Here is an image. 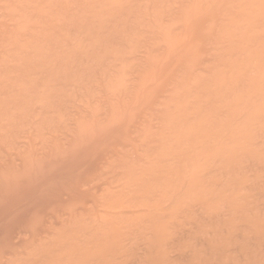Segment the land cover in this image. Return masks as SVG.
I'll return each mask as SVG.
<instances>
[{"label":"bare ground","instance_id":"bare-ground-1","mask_svg":"<svg viewBox=\"0 0 264 264\" xmlns=\"http://www.w3.org/2000/svg\"><path fill=\"white\" fill-rule=\"evenodd\" d=\"M38 1L41 2L42 0H0V264H264V173L262 172L263 174L261 175L257 172L259 175L256 173L257 176H254L255 173L253 172L264 170V153L262 156L263 158H261L263 161L260 160V162L257 163L254 157L256 155H250V153H252L251 151L255 149L253 147V150L250 149V156L247 154V156H245L246 159L243 158L245 163L239 167L235 165L236 158L231 157V155H236L237 150L235 149V154L230 151V149H228L230 143L227 142V137L221 136V132H228L225 129L222 130V128H226L230 119H227L226 116L222 118L223 114H220V111L221 113L227 111L224 109L225 107L227 108V106H224V112H222V108H220L219 114L221 117L219 119L213 118L214 122L221 118L223 123L224 120L228 122H225L227 123L225 126L221 123H217L218 121L216 122L217 127L215 129L220 130V136L217 134V138L216 136L214 137L216 139H212V135L209 132L211 129L208 130L210 127L207 125L209 123L206 124V122L209 118H207V120L205 118L206 122L204 121L208 127L204 125L203 121L202 124L201 120L197 119H195L196 122L194 121V124L192 121V127L186 125L187 123L184 124L185 122H182L183 124L180 126V124L172 122L175 117L173 113H171V115L174 117L173 120H170V123L168 118L172 117L169 114V107L167 108L169 117H167L166 105H168V103L166 104V102L170 100L167 99L169 97L167 96V92L177 87V83L181 79V74L184 75L182 78L186 81L184 84L188 83L186 85L190 86L189 82L192 77L197 75V72L202 73L206 70L208 71L203 62H207L211 59V56H206L214 50L211 48L213 45L211 39H205L203 42L202 39H200V41H197V44L200 42V44H198L199 47L197 49L195 48L198 52L192 56V58L202 60L203 57L201 56L205 54L203 62L196 63L197 61L195 60V68L191 66L190 68L188 67V69L186 68L188 63L186 66L184 64L188 62L187 60L189 59L187 58L189 56L187 58L185 57L187 59L185 63L177 62L180 59V61H183L184 52H186L185 48L187 46L189 49L191 39L193 40V37L198 34L199 38L201 37L200 35H204L200 34L202 28H204L201 25L202 22L200 19L203 21L204 18H201L200 15V19L198 18L199 16L196 18L193 14L195 11L189 13L190 16L187 18L188 20L182 21L185 13H187L185 12L183 14L182 10L188 5L189 7L192 6L190 5L192 0H175L173 4H170L172 6L168 4L170 1L167 3H165L166 0L161 1V3L159 2L160 4L164 2V5H168L167 7L164 6L166 10L164 9L165 11L162 12L163 14L160 13L161 18H159L160 15L156 12L157 10H153V12L158 14V17L154 14L158 19L152 15V8V13L149 12V4L144 7L146 8V12L143 8L144 12L142 10V14L137 15L136 10H139L138 12L140 13V9L137 7L139 6L138 2L143 0H139L137 3L133 2L132 8L136 9L137 7V9L134 10V14L130 12V10H125V14L123 12L124 7L122 5L120 6V0H114V3L115 1H119V6L117 3L116 6L121 7V9L123 8L122 12H120V8L114 10L115 6L112 11H115L116 15L119 13L118 16L126 15V19H129L132 15H137L136 17L138 18L143 15L145 18L144 21L147 24L144 26L141 24V28L137 29V25L140 24L138 23V18L132 17L133 19H130V23L137 20V25L135 26L132 23L131 25H134L135 29L131 26L133 31L129 27V32L130 30L132 31L130 37L131 35L133 36V32H137L136 30L140 33L137 32V35H134V37H137L138 34L139 36L141 34L145 36L143 35L142 39H138L140 41L138 43L136 42V44L134 40L140 37H135L136 39L133 38L134 40L131 38V40H128L127 36L123 34H121L122 37L124 36L123 38L120 36V33L125 34L127 30H121L120 33H117L115 30L116 34H119L116 38H120H117V41L115 39V43L113 41L114 44L110 45L108 40H110L111 43L113 40H111V38H115V34L110 30L111 26H113L112 22L116 18L118 19V16L116 18H114L116 15L113 16L114 20L112 18L113 21H110L111 25L109 24L110 29L108 30L111 31L114 37H111L109 35L110 32H108L105 37L106 39H103L107 40L109 36L111 38L105 42L103 41L102 44L97 43L100 45L97 46L101 48V52L103 48L110 45L108 46L109 48L107 47L108 49L102 52H105L104 55L102 54L103 56H101V53L98 52L96 47H92V49L90 46H87L89 47L88 51L92 52L93 55L89 54L86 57L90 56L89 58H91V55L96 56L94 55L95 51H92L94 49H96V53H100L99 55L101 56L98 58V55L97 59H94L96 57L93 58L94 60L92 59L94 64L93 69H90L89 66V69H83L84 67L81 68L83 63L82 58L85 57V55L83 57L82 54H86V50L85 53H82V50H80L82 53H80L81 56L76 52L77 50L75 48L74 51L76 50V53L73 52L72 54L78 53V55L71 56L73 57L71 60L68 59L69 55L68 58L66 57L72 50L68 49L70 51L66 54L65 51L67 49H64V47L65 45L68 47L69 43L66 42L65 37H62L63 40H65V45H60L61 43L58 44L57 41L53 43L54 40L51 39L53 38L52 35L57 36L59 33V37H57L56 40H58V38L61 40L62 38L60 36H66V38H68L66 31L71 27L68 23L72 22L74 16L77 18V15L74 14L75 12L72 14V12L68 11L69 14L66 15V9H63V13L65 14L64 19H67V22L63 23L64 19L61 17L60 19L63 20V24L61 20L60 23L62 25H69L70 27L66 26L69 27L68 29L66 28V30L63 26V28L58 27L56 31L57 24L60 25V23L56 21L57 23L55 24L54 19L51 18L54 17V13L52 12L54 9L52 7L50 13L47 12V14L53 13V15H51V17L46 15L50 20H47L48 18L44 16L46 14L44 11L45 14L43 17L46 19L44 20L42 17L44 22L40 20L41 16H38V13H33L36 11V8L40 6L37 5L40 4ZM44 1L47 2L48 0ZM72 1L73 4H76V1ZM77 1L80 2L81 0ZM84 1L87 2V0ZM84 1H81V4ZM88 1L90 2V0ZM127 1L131 2L136 0ZM127 1L122 0V4L125 5L126 3L127 6ZM194 1L195 0H193V3H195ZM53 2H50V5ZM96 2L97 0L94 1L92 5H96L94 4ZM144 2H142V4ZM48 3L49 2H47V5ZM106 3L104 1V6ZM114 3L112 5H115ZM155 3L156 2L151 5L154 9L162 7V5L159 6V4L153 6ZM211 3L209 5H211ZM53 4L55 7L58 5V2H56L57 5H55V2ZM53 4L51 6H53ZM78 4L79 5L76 4L77 8L81 9V4ZM134 4L136 7H134ZM142 4L141 6H144ZM206 4L207 3H205V5ZM260 4L263 6L260 2L258 7H260ZM62 5H65V3H61V8ZM86 5L88 4H85V6ZM110 5L109 7L112 6ZM203 5L204 4H202V6ZM44 6L42 4V8ZM58 6L56 10L61 9L60 3ZM106 6L108 5L106 4ZM47 7L45 6V9L49 8ZM64 7L66 8V6H63V8ZM71 7L70 10L75 9ZM73 7H75V5ZM88 7H90V5ZM91 7L90 8L93 9V6ZM252 7L248 10H253ZM77 8L75 11L78 10ZM84 8L83 10L81 9V14L83 11H86V9L88 11L85 13L91 10L90 8ZM127 8L129 9V6L125 7V9ZM207 8L208 7H206V9ZM102 9H104V7L101 8V11ZM188 9L190 8H187V10ZM195 9L193 8V10ZM38 10L37 8V11ZM94 11H96V9L91 10V12H89L91 15L88 14V16L90 15L89 17H91L93 15V17H95L97 12L95 13ZM128 11L131 16L129 15L127 18ZM256 11H258V13L260 12L259 9ZM60 12L62 13V9ZM60 12L57 13L63 15L60 14ZM107 12L108 10L106 13ZM180 12H182L181 15H183V18L180 19L181 24H176V27H174L175 29H172L175 33H171L172 30L170 28L171 32H165L166 36L164 37V31H160V27L157 31H154L155 28L154 30L153 28L150 29L149 23L152 27L156 19H160L162 22L165 19V21L168 22L169 19L176 18ZM209 12L207 14H209ZM100 13L99 15H103V13ZM106 13L105 15L107 16ZM212 13L210 15L212 16L211 18L216 16V14L214 15L215 12L213 15ZM263 13H261V15H264ZM42 14L43 12L41 15ZM71 14L74 15L71 17L72 20H68L71 19L69 17V15L72 16ZM253 14H256V12ZM32 15L34 20L32 19ZM181 15L177 18L179 19L182 17ZM217 15L219 14L217 13ZM83 16H85V18L80 16V21L77 20L79 18L76 19V21H78L76 22L77 24L80 22L78 24L80 28L82 25L81 21L84 23V21H86L85 19L88 17H86V14ZM256 16L252 15L253 18H256ZM27 17L32 21H27ZM109 17H112V14ZM203 17H205V15ZM107 18L108 17H106V19ZM122 18L124 19V17ZM51 19L54 22L53 25L56 26L55 29L52 27L53 25H47V23H50L49 21H51ZM57 19L59 21V18ZM87 19L88 20L85 22L86 24L83 25H86V28L88 25V28L91 30L94 27V23L92 28L90 25L92 26V22L96 21V19ZM102 19H105V17ZM153 19H155V21H153ZM209 19L207 18V21H209ZM107 20L109 21L111 19ZM121 20L122 19H120V21ZM160 20L158 22H160ZM211 20L214 21V18ZM217 20H215V22H217ZM41 21L44 24L46 21L47 26H44ZM88 21H91V24H89L90 22ZM108 21L106 22L109 23ZM186 21H189L190 26L192 25L190 27L191 29H186L189 27L186 26L189 25ZM23 22L26 24L24 28ZM73 22H75V20H73ZM210 22L212 23V21ZM232 22H234V20ZM236 22L237 21H235V23ZM246 22L249 24V20H246ZM102 23L104 22L102 21ZM121 23L119 22V25ZM128 23H126L125 27H127ZM130 23L128 26H130ZM247 23L240 24L247 25ZM40 24L42 25L40 26ZM162 24L163 23L160 24L161 27H163ZM203 24L208 25L206 24V20ZM240 24L238 27L241 30L242 26L240 27ZM106 25L108 26V24ZM226 25H228L227 22ZM75 27L76 28L71 27V29H73L71 31L69 29L71 34H76L78 28L77 26ZM97 27L103 28L98 25ZM123 27L120 29H124ZM238 27L235 28L236 31L239 30ZM247 27L248 26L244 27V29L246 28L245 30H247ZM59 28H62L61 30L64 29L65 31L63 32L66 33L61 35L62 32H60L61 30L59 31ZM86 28L84 27L85 30ZM84 29L82 27V30ZM103 29H107V27L105 28L104 26ZM244 29L242 27L241 31ZM49 30H52L49 32L50 35L52 34L50 37L52 40H50L51 42L47 38ZM54 30L57 34L53 33ZM85 30L82 32L78 31L81 34L85 33ZM33 31L36 32L35 35H38L39 32L42 33V37H39L40 34L35 36ZM41 31H47L48 34L45 35V38L48 40L43 38L46 32L43 33ZM241 31L239 32L243 33ZM89 32L91 33V31ZM203 32L202 30V33ZM86 33L87 35L89 34L88 31ZM101 33L105 34L104 31ZM99 34L98 36H100ZM176 34L178 38L174 37ZM210 34H206L207 37L205 36V38H208ZM240 35L244 36L242 34ZM90 36L88 39H90ZM98 36H96V38L94 37L96 41L99 38ZM183 36H186V38ZM212 36L213 34L211 37ZM37 37L38 40L42 38L50 43L44 40L42 42V39L40 40L41 42L37 43ZM125 37L127 39H124ZM182 37L187 39L188 42H181L180 38ZM227 37L230 39L229 36ZM233 37L232 35V38ZM78 38L82 37L79 36ZM175 38L179 40L175 41ZM245 38L242 40H246ZM103 39L101 38L100 40ZM223 39H225V37ZM209 41L212 44L211 47L208 46L210 45ZM218 42L220 41L218 40ZM79 43L80 42H78V45ZM103 43H106V46L104 45L105 47H101ZM70 44L72 45V43ZM194 44H196V42ZM219 45L220 44H218V47ZM74 46L71 48H74ZM190 47L193 46L191 45ZM215 47L216 49L214 51L217 50V46ZM228 47L231 46L229 45ZM88 51L87 54L89 53ZM227 51L231 52L232 50L229 51L227 49ZM236 51L238 53V50ZM220 54L222 55V53ZM197 55L199 57H197ZM228 55L230 56L229 53L227 57H229ZM237 55L239 54H236V56ZM220 56L219 58L221 60L222 58H226V55L222 58ZM234 57L232 56V58ZM161 58L166 59L165 65H159L157 60L161 62ZM86 60L84 61L86 62ZM192 60L193 59L189 61ZM212 60L214 61V59ZM88 63H90V59ZM177 63H179V65ZM209 63H211V61ZM215 63L214 61L213 65H215ZM213 65L210 67H213ZM216 67L214 66L213 68L216 70L218 69V67ZM232 67L233 66H230L229 68L231 69ZM244 67L245 66H243V68ZM207 71L203 73L206 77L210 76L208 73L211 74ZM214 72L216 73L217 70ZM229 72L228 74H230ZM237 74L239 75V73ZM199 76L200 74L198 77ZM225 76L223 75V77ZM231 77L233 79L235 78L233 75ZM202 81L204 82L205 80L203 79ZM206 81L204 83H206ZM181 82L183 83V80H181ZM181 82H179V84H181ZM194 84L195 83H193V85ZM201 86H203V84ZM216 86L217 85L212 87L215 88ZM218 87L223 88L222 84ZM193 88L195 90L192 89V91L196 92L197 87ZM190 89L191 88H189V92L191 94L192 91ZM225 89L220 90L224 91ZM176 91H178V89ZM187 91L188 90H186V93ZM197 91L199 93L200 90L197 88ZM216 91L219 90L217 89ZM221 91H219L220 94H222ZM189 92L187 94H189ZM195 92H193L192 95L195 94ZM224 93H227V89ZM187 94H185V96L182 94L184 99ZM207 94H205V96H207ZM229 95L230 94H227V96ZM215 96L216 95H214V97ZM174 97L173 95V100ZM232 97H234V95ZM209 98L211 97L209 96ZM202 100L204 102V99ZM194 101L196 100L194 99ZM258 101H260V99ZM185 103L190 104V102ZM192 103L193 99L190 104L191 106L194 105V103L193 105ZM195 104L197 105V101ZM253 104L255 107V102ZM175 105L177 104L174 103L173 107L177 109L178 106L175 107ZM186 106L190 107V109L194 108V106ZM208 106L206 107V111L209 112ZM231 107H235V105L232 106L231 104ZM174 108L172 109L174 110ZM213 108L214 107H212V110ZM190 109L187 110L186 108V110H182L185 112L190 111ZM260 109L262 110L261 107ZM233 110L234 108L231 112H233ZM183 111L180 115H183ZM193 111H196V109L191 110V113ZM204 112L205 110L202 112V118ZM231 112L229 110L228 115L235 114V117L237 116L236 113ZM216 113H218V110ZM216 113H213L215 114L214 116H209L210 120L211 117L219 115H216ZM177 114L178 112L176 116H178ZM189 114L190 113H188L186 117L189 116ZM193 114H195L193 116L198 117L196 114L199 115V112H194ZM183 117L181 118L183 119ZM237 117L241 118V116ZM261 117H263L262 120L264 121V116ZM177 120H174V122ZM221 120L219 122H221ZM256 120H254V122ZM190 122H188V124H190ZM214 122L213 124L210 122L212 129L213 125H215ZM230 123H232L230 124L232 125L231 127H234L231 120ZM258 124H260L261 127V123ZM253 126L252 124V127ZM249 128L251 130V125ZM227 129L229 130V128ZM225 132L223 135H227ZM256 132H258V130ZM262 132V134H256V137L258 136V138H261L263 136L262 139H264V131ZM236 133L238 134V131ZM229 134L232 135V133ZM231 135L230 140L233 138H231ZM236 136H234V140ZM240 138L242 140L243 137H239V140ZM249 138L251 139V137ZM236 141L238 142V140H235V142ZM226 143L229 145H226ZM261 143L262 142H260V144ZM219 145H221V149L223 146V149L229 146L226 149L230 151V157H228L230 153L228 152L227 154V150L225 149L224 152L221 153L222 150L218 149ZM217 146L218 148L214 149V147ZM235 146H239V144ZM235 146H232L233 150ZM214 150H218V152L220 150V154H217V152L214 154ZM240 150L241 154L246 155L247 149L246 152L244 150V153H242V149ZM223 153L225 154L222 155ZM237 159L239 158L237 157ZM217 162H220V164L224 162L225 166L226 164H230V169L227 170L226 167L225 169L218 167L220 165L219 163L217 164ZM248 173H253L254 175H247ZM227 177H229V180H227Z\"/></svg>","mask_w":264,"mask_h":264},{"label":"rangeland","instance_id":"rangeland-1","mask_svg":"<svg viewBox=\"0 0 264 264\" xmlns=\"http://www.w3.org/2000/svg\"><path fill=\"white\" fill-rule=\"evenodd\" d=\"M40 1H41V0H40ZM46 1H47V0H46ZM53 1L55 2V5H57L56 2H58V5H59V3H60V8H61V3H62V4L65 3V5H62V8H61V9H62V13L60 12L61 9H58V10H60V11L56 10V7L58 8L59 6L57 5V6L54 7V4H53L54 2H53ZM61 1H62V2H61ZM67 1L71 3L72 0H71V1H69V0H64V1H63V0H52V1H51V0H48V1H47V2H49L48 5H47V2H45L44 0H42L41 2L38 1L40 4H37V5H40V6H41V9H40V6H38L37 8H38L39 10L37 11V8H36V11L33 12V13H34V14H37V13H38L37 15H38V16H39V15L41 16V17H40V18H41L40 20H43L42 17H43V15H44L45 13H46V14L44 15L45 17H46V15H49L48 17H51V15H53V13H54V17H51V18L54 19L55 24H56L57 22L60 23V20H61V23H62V21H63L62 19L65 18V14L63 13V12H64L63 9H64V10L66 9V10H65V11H66V15L69 14L68 11H69V12H72V14L75 12L74 14L77 15V18H79V19H77L76 16H74V15L71 14L72 16L69 15V17L71 18V17L74 16V17H73V18H74L73 20H75V22H73V20H72V18H71V19H68V20H72V22L69 21V22H71V23H68V24H70L71 27H74V28H76L75 26H77V28H78L79 31L82 30V27H83V29H84V27L86 28V25L84 26L83 24H86L85 22L88 20L87 18H90L91 20H92V18H93V19L95 18L96 21L92 22V26L90 25V27L92 28V27H93V23H94V27H96V28H94V27H93V28L96 29V30H94L93 28L90 30V29L88 28V27H89L88 25H87L86 30L84 29L86 32L88 31V33H89L88 35H87L86 32H85L86 35H85V33H81V34H80V32H79L77 29H76V30L78 31V34H77V31H76V34H75V33H72V34H71V32H69V29H70V31L73 30V29H71V27H70L69 25H65V24H64L65 26L62 25L63 23H66V22H67V19H64L65 22L63 21L62 24H61V23H60V25L57 24V28H56V26L53 25L54 22H53L52 19H51V21H49L50 23H47V22L45 21V24L43 23L44 20H46L44 17H43V18H44L43 22L41 21V22L44 24V26L46 25V23H47L48 26H52V25H53L52 27H54V29L56 28V31H57L58 27H62V26H63V27L65 28V30H66V28L68 29V28L70 27V28L66 31V32H67L66 35H67L68 38H66V36H60L61 38H62V37H65L66 42L69 43V44H68V45H69L68 47L65 45L66 43H65V40H63V38H62L61 40H60L59 38H58V40H56L57 37H59V34H60V33L57 34V32H56L55 30H54L55 32L53 31V33L57 34V36H55V35L53 36V35L51 34L52 37H53V38H51V39L54 40L53 43H56L55 41H57L58 44L61 43L60 45H63V44L65 45L64 49H67V50L70 49V50H72L71 53H68L70 50H68V51L66 50V51H65L66 54L68 53V54L66 55L67 58H68V55H69V58H68V59H71V58L73 59V57H71V56H75V55L77 56L78 53L80 54L81 52H82V53H85V50H86V54H82V53H81V54L83 55V57H84V55H85V57H84L85 59L81 57V58L83 59V63H82L83 66L81 65V68L84 67L83 69H85V68H88V66H89L90 69H93V68H94L93 60H94V59H97V56H98L100 53H101L100 55L103 56L105 52H104V53H102V52H103L104 50L108 49V48H109L108 46H110L111 44H114V43H115V41H114L115 39H116V41H117V38H118V37L116 38V36H119V34L117 35L116 32H117V33H120L121 30H122V31H123V30H124V31L127 30V31L125 32V34H124V33H120V36L122 37L121 34H123V35L127 36L128 40H129L130 38H131V39H133V38L136 39L137 37H140V38H137V40H134V39H133V40H134V43H136V42L138 43V42L140 41V40H138V39H142V37H143L144 34H143V35L141 34L140 36H139V34H138L137 37L135 36L136 38L134 37V35H137V32L140 33L138 30H136L137 32H133V36L131 35V37H130V34H132V31H133V29L131 28V26L134 27V29H135V26L137 25V20H135V19H134L135 21L132 22L135 26H134V25H131L132 23H130V19H131L132 17H133V18H134V17H135V18H138V17H136V16L142 14L141 12H142L143 8L146 7L147 4L150 5V7H149V5H148L149 8L147 7V8L150 10V11H149L150 13H152L153 10H155V11L157 10L156 12L159 13V15H160V13L163 14L162 12H164V11L166 10V8H164V6L167 7L168 4H169V6H172V5H170V4H171V3L173 4V1H175V0H166L165 3H167V2L170 1V3H168V4H166V5H164V2H162V4H160L161 1H165V0H158V1L153 0L154 2H156L153 6H155L156 4H159V6L162 5V7H163V8H162V7H157V6H156L157 8H155V9L151 6V5L154 3L152 0H150V1H148V0H143V1H141V2H140L139 0H136V1H131L132 3L129 2V1H127V0H125V1H127V3H128L127 6H126V3H125V5L122 4V0H120V3H121V4H120V3H119V4H120V6L122 5V6L124 7V11H123V12H124L125 14H126V11H127V10H130V12H132V13L134 14V13H135L134 10H136L137 7H138V9H140V13L138 12L139 10H136V11H137V15H136V16H133V15L131 16V15H130V12L128 11L129 13L127 14V18L129 17V15L131 16V17H129V19H126V17H125L126 15H125L124 13H123V14H124L125 16H121V15L118 16L120 13L116 15V12H115V11H112V10L114 9V7L116 6V3H117V5H118V2H119V1H115V3H114V0H109V1H108V0H104L105 3L107 2L106 4L108 5V6H106V4H105V6H104V4H103L104 1H103V0H100V1L97 0V2L94 3V4H96V5H92L93 2L96 1V0H90L91 4H90V2H89L88 0H87L88 3H87L86 1H84V0H81V1H84V2H85V3L82 2V4H81V1H80V0H79L80 2H78L77 0H74V2L76 1V4H77V5H79L78 3H80L82 7L84 6V7H85V8L83 7L84 9H86V8L89 9L91 6H93V9H91L92 7H91L90 9H91V10L96 9V11H94V12H95V13L97 12V13H96V16H95V17H93V15H92V16H91L92 18L89 17V16L91 15V13H89V12H91V10H89L88 13H85V12L88 11V10L86 9V11H83V13L81 14L80 12L83 10L82 7H81L82 10H81L80 8L78 9V8H77V5H76L75 3L73 4V1H72L71 5H70V3H68ZM101 1H102L103 3H102ZM137 1L140 2V3L138 2L140 8H139V6L136 7L135 4H134V7H136V9H135V8L133 9V8H132V6H133V2H134V3H137ZM144 1H145V2H144ZM146 1H147L148 3H147ZM151 1H152L153 3H152ZM176 1H177V0H176ZM211 1H212V3H211ZM259 1H260V0H252V1H251V0H204V3H203V0H202V2H201V0H198V1L195 0L194 2L197 3V4H199V5H200V6H199V5L195 4V3H193V0H192V2H191L190 5H192V6L194 5L193 8L195 9V7H196L197 10H196V9L193 10L192 6L189 7V5H188L187 7H185V8L182 10V11H183V14H184L185 12H187V13H185V15L187 16L191 11H192V12L195 11V12H193V14L196 16V18H197V16L200 15L201 18H204V19L206 20V24H208V25L203 24V23H205V20L203 19V21H204V22H203L202 19H200V16L198 17V18L201 20V22H202L201 25L204 27V28H202V30H203L204 32L202 33V30H201L200 34H204V35H200V36H201L200 38L198 37L199 34L196 35V36H197V39H196V36L193 37V40H194V38H195L194 41L196 42V44H194L195 42L191 39V41H190V45H189V49H188L187 46H186V48H185L186 52H184V59H183V61H180V60H181V59H180V60H178L177 62H179V63H181V62L185 63L187 59H189V60L193 59L194 61H193V60H192V61L187 60L188 62H186V63L184 64V65L186 66L187 63H188V66H186L187 69H188V67L190 68L191 66L194 67V66L196 65V64L194 63L195 60L197 61L196 63H198V62H200V63L203 62V58H204L205 54H203V55L201 56V57H203L202 60H197L196 58H192V56H194V55L198 52V50H196V49L199 47L198 44H200V42L197 44V41H198V40L200 41V39H202V42H203L205 39H211L212 41H211V40H210V41H211V43H213V45H212V44L210 43V41H209V44H210V45H208V46L211 47V45H212L211 48L214 49V50L216 49L215 46H217V50L219 49L220 52H219V50H218V51H217V50L214 51V50L211 49L212 51L209 53L208 56H206V57H210V56H211V57H210L211 59H209V61H207L208 63H207L206 61L203 62L204 65L207 67L206 69H208V71H207V70H206V71L211 73V74L208 73V75H210V76H207V77L204 76L203 73H206V71H204V72H202V73H201V72H197V75H195V77H192V78H191L192 83H191V80H190V82H189L190 86H187L186 84H188V83H185V84H184V82H186V81L182 78V77H184V75L181 74V76H180L181 79L178 77L180 80H179V79H178L179 81L177 80V81H178V83H177V87H178V85H179V87H178V88L175 87V89L173 88V90L170 89L171 92L168 91L169 93L167 92V96L170 97V98H169V97L167 98V99H170V100H168V101L166 102V104L168 103V105H166V109L169 107L168 109H169V111H170V112H169L168 109L166 110V112H167V117H169V114H170V116H171L172 118H168V119H169V121H170V120H173V117H174V116L171 115V113H173V114L175 115V117H176V118L174 117V120H177V119H178V120L175 121V122H174V120H173V121H172L173 123L180 124V126H181V124H183V123L185 122L184 124L187 123L186 125H188V126L190 125V126L192 127L193 125H191V123H192V121H193V124H194V123L196 122L195 119H197V120H201V123L203 124V122H204V121L206 122L207 118H209V119L207 120L206 124L209 123V124H207V125H209V127H210L208 130L211 129L209 132H210L211 135H212V136H211L212 139H216V138H217V136H216L217 134H218V136H220V133H219L220 130H219V129H218V130L215 129V128L217 127L216 124H217V123H221V124H223V125L225 126V124H227L228 122H227L226 120H224V123H223V121H222L221 119H222L224 116H226L227 119H230V120L233 122V126H234V127H231L232 125H230V124H232V123H230V120H229V124L226 125V128H225V127L222 128V130L225 129V130H227L228 132H225V131L221 132V136H222V137H227V139H228L227 142L230 143V147L227 146V147L224 148L225 150H227V154H228V152L230 153V151H232L233 153H234V152L236 153L235 149L237 150L236 155H233V156H232L231 153L228 154L229 156H228L227 154H226V155H227L228 157H230V155H231V157L236 158V164H235V165L238 166V167H239V166H242L243 163H245L244 160H243V158L246 159L245 156H247V154H248V156H250V155H252V154H255L256 156H254V157H255V159H256V162L259 163L260 160H262L261 158H263L262 156H263V153H264V139H262L263 136H262L261 138H260V137L258 138V136L256 137V134H262V133H263L262 131H264V129H263V128H264V121L262 120L263 117H261V116H264V113H263V112H264V109H263V107H264V105H263V104H264V95H263V93H264V89H263V88H264V86H263V85H264V56H263V55H264V53H263V52H264V40H263V38H264V15H261V13L264 12V10H263L264 1H263V0L260 1V2L263 4V6L260 4V7H262V8L258 7V6H259L258 4L260 3ZM38 2H37V3H38ZM50 2H53V3H51V5L53 4V6L50 5ZM66 2H67L69 5H68ZM77 2H78V3H77ZM110 2H111V3H110ZM142 2H144L145 4H144V3L142 4ZM159 2H160V3H159ZM199 2H200V3H199ZM208 2H209V3H208ZM213 2L216 3L218 6H217L216 4H214ZM249 2H250V3H249ZM254 2H255V3H254ZM41 3L43 4V6H44V4L46 3L45 6H46V7L48 6L49 8H48V7H47V8L50 9V10L45 9V6L42 8V4H41ZM83 3H84V5H83ZM97 3H98V4H97ZM101 3H102V4H101ZM113 3H114L115 5H112ZM174 3H175V2H174ZM201 3L204 4V5L202 6ZM205 3H207V4L205 5ZM210 3H211V5H209ZM251 3H252V5H251ZM72 4H73V6L75 5V7H73ZM85 4H88V5L85 6ZM110 4H111L113 7H112ZM138 4H136V5H138ZM141 4L144 5V6H141ZM89 5H90V7H88ZM99 5H100V7H99ZM101 5H103V6H101ZM109 5H110L111 7H109ZM248 5H249V6H248ZM256 5H257V6H256ZM63 6H66V8H65V7L63 8ZM68 6H69V7H68ZM71 6H72V7H71ZM96 6H97L98 9L96 8ZM118 6H119V5H118ZM118 6H116L114 10H118V9L120 8L119 10H121L120 12H122L123 8L121 9V7H118ZM128 6H129V9H128V8L125 9V7H128ZM169 6H168V8H169ZM201 6H202V7H201ZM209 6H210V7H209ZM247 6H248V7H247ZM252 6H253V7H252ZM51 7H52L54 10H52ZM70 7H71V8H75V9L77 8L78 10H77V11H75V9H71V10H70ZM79 7H80V6H79ZM102 7H104V9H102V11H101V8H102ZM204 7H205V8H204ZM206 7H208V8L206 9ZM215 7H216V8H215ZM251 7H252L253 10H251V11L248 10V9L251 8ZM254 7H255V8H254ZM257 7H258V8H257ZM116 8H118V9H116ZM151 8H152V12H151ZM187 8H190V9L187 10ZM198 8H199V10H198ZM202 8H203V9H202ZM256 8L260 10L259 13H258V11H256V10H257ZM68 9H69V10H68ZM144 9H145V12H146V8H144ZM164 9H165V10H164ZM212 9H213L214 11H213ZM215 9H216V10H215ZM255 9H256V10H255ZM47 10H48V11H47ZM51 10H52L53 13L51 12L52 14H47V12L50 13ZM55 10H56V11H55ZM104 10H105V11H104ZM107 10H108V12L106 13ZM125 10H126V11H125ZM184 10H185V11H184ZM203 10H205V11H203ZM210 10H212V11H210ZM262 10H263V11H262ZM44 11H45V13H44ZM98 11H100L101 13H103V15H102L100 12H98ZM209 11H210V12H209ZM221 11H223V12H221ZM228 11H229V12H228ZM252 11H253V12H252ZM42 12H43V14L41 15ZM55 12H56V13H55ZM57 12H60V14H63V15H59V13H57ZM94 12H93V14H94ZM114 12H115V13H114ZM117 12H119V11H117ZM143 12H144V10H143ZM196 12H197V13H196ZM208 12H209V14H207ZM212 12H213V13L215 12L214 15L216 14V16H217V18H216V16H215V17L213 16L214 21L211 20V19H213V18H211L212 16H210ZM219 12H220V13H219ZM255 12H256L257 16H256V14H253V13H255ZM33 13H32V14H33ZM39 13H40V14H39ZM99 13H100L101 15H99ZM105 13L107 14V16L105 15ZM113 13H114V15H113ZM157 13L153 12L152 15L155 14V15L158 17V14H157ZM198 13H199V14H198ZM213 13H212V15H213ZM217 13H218L220 16L217 15ZM55 14H56V15H55ZM78 14H80V15H78ZM84 14H86V17L88 16V14H90V15L85 19L86 21H84V23H83V21H81V22H82V23H81L82 25L80 24V25H81V28H80V27L78 26V24H79L80 22H79L78 24H77L76 22H78V21L81 20L80 16H81L82 18H85V16H83ZM111 14H112V17H109V16H111ZM123 14H122V15H123ZM181 14H182V12H180V14H179L178 16H180ZM202 14H204L205 17H203L204 15H202ZM259 14H260V15H259ZM263 14H264V13H263ZM94 15H95V14H94ZM97 15H98L100 18H99ZM104 15H105V16H104ZM115 15H116V16H115ZM155 15H154V17L157 18ZM185 15H184V18H183V15H181L182 17H180L179 19L177 18L178 16H177L176 18H172L173 20H172V19H171V20L169 19L168 22L165 21V19H164V21H165L166 23H165L164 21L162 22L160 19H159L160 22H158V21H159V20H157L158 18L156 19V21H155V19H153V21H155V24L153 25V24L151 23V24H152V27H151V25H150V23H149L150 29L153 28V30H154V28H155L154 31H157V29H158L159 27L162 28V29L159 28V30H160V31L162 30V32L164 31L163 33H164V37H165V36H166L165 32H166V33H167V32L169 33V32H171L172 29H175L174 27H176V26H175L176 24H177V25H178V24H179V25L181 24V20H180V19L183 18L182 21H183V20H188L187 18L190 16V14H189L187 17H186ZM208 15L210 16V19H209V16H208ZM252 15L256 16V18H255V17L253 18ZM113 16H115L114 18H116V17L118 16V19H117V18L115 19V20H118V21H115L114 18H113ZM225 16H226V17H225ZM48 17H46V18H48ZM61 17H63V18L60 19ZM104 17H105V19H102V18H104ZM106 17H108L107 19H111V20L108 21V20L106 19ZM120 17H121V18H120ZM122 17H124V19H123ZM218 17H219V18H218ZM248 17H250V18H248ZM57 18H59V21H58ZM112 18H113L114 21L112 20ZM133 18H132V19H133ZM139 18H140V19H139ZM139 18H138V23H140V24L137 25V26H138V27H136L137 29H138V28H141V27H140L141 24H142V26H144V25L147 24V23L144 21L145 18L143 17V15H142V17L140 16ZM159 18H161V15L159 16ZM162 18H163V16H162ZM207 18L209 19V21H207ZM224 18H225V20H224ZM252 18H253V19H252ZM28 19H29V17H27V21H32V20H30V19L28 20ZM32 19H33V15H32ZM36 19H38V18H36ZM76 19H77L78 21H76ZM90 19H89V20H90ZM95 19H94V20H95ZM98 19H100V20H98ZM120 19H122V20H124V21H122V20L120 21ZM174 19H175V20H174ZM177 19H178V21H177ZM217 19H219V20H217ZM245 19H246L247 21L249 20V24H250V25L246 22ZM255 19H257V20H255ZM33 20H34V19H33ZM47 20H50V18H48ZM101 20H102L104 23H102ZM141 20H142V22H141ZM215 20H217V22H215ZM221 20H222V21H221ZM233 20H234V22H232ZM36 21H37V20H36ZM56 21H57V22H56ZM106 21H108L109 23H107ZM110 21H111V22L113 21V22H112V23H113V24H112L113 26H111V29L109 28L110 25H111V22H110ZM143 21H144L145 23H144ZM210 21H212V23H211ZM223 21H224V22H223ZM225 21L228 23V25H226V22H225ZM235 21H237L238 23H237V22L235 23ZM25 22H26V20H25ZM39 22H40V21H39ZM88 22H90L89 24H91V21H88ZM88 22H87V23H88ZM114 22H115L116 25H119V22H120V23L122 22V23H121L122 25L120 24L119 26H116V25L114 24ZM123 22H124V23H123ZM128 22L130 23V26H128V25H129ZM157 22H158V23H157ZM177 22H179V23H177ZM183 22H184V21H183ZM183 22H182V23H183ZM186 22H187V21H186ZM219 22H220V23H219ZM230 22H232V23H230ZM239 22H240L241 24H242V23H245V24L247 23V25H241ZM28 23H29V22H28ZM96 23H98V24H96ZM100 23H101V24H100ZM126 23H128V24H127V27H125ZM161 23H163V24H165V25L162 24L163 27H161V25H160ZM188 23H189V21L187 22V24H188ZM215 23H217V24H215ZM234 23H235L236 25H235ZM22 24H23V28H24V26L27 24V22H26V24H24V22H23ZM75 24H77V25H75ZM95 24H96V25H95ZM106 24H108V26H107ZM109 24H110V25H109ZM156 24H157V25H156ZM158 24H159V25H158ZM173 24H174V25H173ZM239 24H240V27H241V26L243 27V29H244V27H246V26H248L249 28L247 27V30H245V29H246V28H245V29H244L245 31H244V30L241 31V30H242V27H241V30H240L239 27H238ZM41 25H42V24H40V26H41ZM47 25H46V26H47ZM72 25H73V26H72ZM97 25H98V26H101V27H103V28H104V26H105V28L107 27V29H103V28H100V27H99V28H100V29H99V28L97 27ZM103 25H104V26H103ZM114 25H115V26H114ZM155 25H156V26H155ZM222 25H223V26H222ZM225 25H226V26H225ZM233 25H234V26H233ZM251 25H252V26H251ZM66 26H69V27H66ZM123 26H124V27H123ZM153 26H155V27H153ZM157 26H158V27H157ZM169 26H170V27H169ZM186 26H189V27H187L186 29H191L190 27H191L192 25L190 26V23H189V25H186ZM205 26H206V27H205ZM210 26H211V27H210ZM214 26H215V27H214ZM228 26H229V27L232 26V27H230L231 30H230V28H229ZM250 26H251V28H250ZM21 27H22V25H21ZM63 27H62V28H63ZM116 27H117V28H116ZM121 27H123L124 29H120ZM129 27H130L131 30H132V31L130 30V32H129V29H130ZM208 27H209V28H208ZM217 27H218V28H217ZM219 27H220V29H219ZM237 27H238V29H239L238 31H236V29H235V28H237ZM252 27H253V28H252ZM50 28H51V27H50ZM62 28H61V29H62ZM79 28H80V29H79ZM166 28H167V29H166ZM170 28H171V30H170ZM210 28H214V29H210ZM215 28H216V29H215ZM224 28H225V29H224ZM61 29L59 28V31H60ZM102 29H103V30H102ZM108 29H110V30L113 31V33L115 34V35L113 34V35L115 36V38H111V37H114V36H112L111 31L108 30ZM118 29H119V30H118ZM207 29H208V30H207ZM218 29H219V30H218ZM228 29H229V31H228ZM250 29H251V30H250ZM252 29H253V30H252ZM52 30H53V28H52ZM52 30H49L48 33L51 32ZM65 30L63 29V30L60 31V32H62L61 35H62L63 33H66V32H63V31H65ZM84 30H82V31H84ZM92 30H94V31H92ZM115 30H116V32H115ZM159 30H158V31H159ZM169 30H170V31H169ZM211 30H212V31H211ZM214 30H215V31H214ZM74 31H75V30H74ZM74 31H72V32H74ZM82 31H81V32H82ZM89 31H91V33H90ZM103 31L105 32L106 35L101 33V32H103ZM106 31H107V33H106ZM118 31H119V32H118ZM160 31H159V32H160ZM219 31H220V32H219ZM233 31H234V32H233ZM235 31L237 32V34H236ZM239 31H241V32H243V33H245V34L240 33ZM249 31H250V33H249ZM41 32H43V31H41ZM44 32H46V33L44 34L43 38H45V37H46L45 35L48 34L47 31H44ZM44 32H43V33H44ZM108 32H110L109 35L111 36V37L109 36L108 39L111 38V40H112V39H113V40H112V42L110 43V40L107 39L110 45L107 44L108 46H106V45H105L106 43H105V44L103 43V46H101V47H105V46H106V47L103 48V51L101 52V48H100V47L98 48V46H100L99 44H102L103 41H104V42L107 41V40H104V39H106L105 37L107 36ZM128 32H129V33H128ZM173 32H174V31L172 30L171 33H173ZM213 32H214V33L216 32V33H215L216 35H215ZM223 32H224V33H223ZM35 33H36V32L33 31V34H34V35H35ZM68 33H69V35H68ZM95 33H96V34H95ZM99 33H100V34H99ZM135 33H136V34H135ZM174 33H175V32H174ZM205 33H206L207 35L211 33V34L209 35L210 37L208 36V38H205V36L207 37V35H206ZM222 33H223V34H222ZM234 33H235V35H236L237 37L234 35ZM238 33H239V34H238ZM39 34H40L39 37H42V35H41L42 33L39 32L38 35H39ZM83 34H84V35H83ZM98 34H99L100 36H101V35H102V36L100 37V36H98ZM212 34H213V36L211 37ZM240 34H242V35H244V36H241ZM38 35H35V36H38ZM51 35H50V33L47 35V36H48L47 38L49 39V41L51 40V39H50ZM82 35H83V36H82ZM90 35H91V36H90ZM94 35L98 36V37H99V38H98L99 40L97 39V41H96V40H95L96 36H94ZM104 35H105V36H104ZM217 35H218V37H217ZM232 35H233L235 38H234V37L232 38ZM248 35H249V36H248ZM69 36H70V39H71V40L69 39ZM71 36H73V37H71ZM76 36H77V37H76ZM79 36L82 37V38H78ZM89 36H90V39H91V40L88 39ZM92 36H93V37H92ZM144 36H145V35H144ZM203 36H204V37H203ZM214 36H216V37H214ZM227 36H229L230 39H228ZM230 36H231V37H230ZM94 37H95V38H94ZM123 37H124V36H123ZM123 37H122V38H123ZM174 37L178 38L177 34H176V36H174ZM183 37L186 38V36H183ZM183 37L180 38V41L183 42V43H185V42L187 43V42H188L187 39H185V38H183ZM224 37H225V39H223ZM241 37H242V38H241ZM245 37H250L251 39H250V38H245ZM47 38H45V39H47ZM54 38H55V39H54ZM77 38H78V39H77ZM83 38H84V39H83ZM86 38H87L88 40H87ZM101 38H102V39L104 38V39H103V40H100ZM119 38H120V37H119ZM119 38H118V39H119ZM127 38L125 37L124 39H127ZM176 38H175V39H176ZM244 38H245L246 40H242V39H244ZM41 39H42V38H40V39L38 40V37H37V43H38V42H41V41L43 42V40L46 41V42H49V41H47L48 39H47V40H45V39H42V40H41ZM67 39H68L69 42L67 41ZM74 39H75L76 41H75ZM85 39H86L87 41H86ZM92 39H93V40H92ZM131 39H130V40H131ZM183 39H184V40H183ZM249 39H250V40H249ZM254 39H255V40H254ZM40 40H41V41H40ZM62 40H63V41H62ZM73 40H74V41H73ZM78 40H79V41H78ZM81 40H82V41H81ZM89 40H90V41H89ZM133 40H132V41H133ZM178 40H179V39H176L175 41H178ZM218 40H219L220 42H218ZM230 40H231V41H230ZM51 41H52V40H51ZM51 41H50V42H51ZM61 41H62L63 43H62ZM84 41H85V42H84ZM88 41H89V42H88ZM91 41H92V42H91ZM94 41H95V42H94ZM113 41H114V43H113ZM184 41H185V42H184ZM192 41H193V42H192ZM222 41H223V42H222ZM232 41H233V42H232ZM239 41H240V42H239ZM251 41H254V42H251ZM50 42H49V43H50ZM74 42H75L77 45H76ZM78 42H80L79 45H78ZM82 42H83L84 44H83ZM90 42H91L92 44H91ZM93 42H94L95 44H94ZM108 42H107V43H108ZM215 42H216V43H215ZM230 42L233 43V44H231ZM237 42H238V44H237ZM245 42H247V43H245ZM70 43H72V45H71ZM73 43H74V44H73ZM89 43H90V44H89ZM97 43H99V44H97ZM137 43H136V44H137ZM229 43H230V44H229ZM82 44H83L84 46H83ZM85 44H86V45H85ZM88 44H89V45H88ZM218 44H220L219 47H218ZM241 44H242V45H241ZM243 44H244V49H243ZM74 45H75L76 47H75ZM91 45H93V46H91ZM97 45H98V46H97ZM104 45H105V46H104ZM191 45H192L194 48H193V47H190ZM194 45H195V46H194ZM221 45H222V46H221ZM223 45H224L225 47H226V45H227V47L230 45L231 47H228V48L226 47V48H225ZM234 45H235V46H234ZM245 45H246V46H245ZM247 45H248V46H247ZM250 45H251V46H250ZM72 46H74V48H71ZM77 46L79 47V49H78ZM87 46H90V48H92V47H93V48L96 47V49H98V52H100V53H98V52L96 53V49L92 50V49H93V48H92L91 50H92V51H95V52H94V55H96V56H92L93 54H92V52H89V51H88L89 47H87ZM112 46H113V45H112ZM112 46H111V47H112ZM196 46H197V47H196ZM232 46H233V48H232ZM69 47H70V48H69ZM83 47H84V48H83ZM107 47H108V48H107ZM234 47H235V48H234ZM237 47H238V48H237ZM75 48H76V50H77V51H76V50H75V51L78 52L77 54H75V53H76V52L74 51ZM114 48H115V46H114ZM191 48H193V49H191ZM195 48H196V49H195ZM240 48H241V50H240ZM187 49H188V50H191V51H188ZM221 49H222V50H221ZM227 49H228L229 51H231V50H232V51H231V52H228ZM260 49H261V50H260ZM78 50H79V51H78ZM80 50H82V51L80 52ZM91 50H90V51H91ZM132 50H136V49H132ZM225 50H226V52H225ZM236 50H238V53H237ZM54 51H56V50H54ZM54 51H53V52H54ZM87 51L89 52L88 54H87ZM193 51H194V53H193ZM199 51H200V50H199ZM239 51H240V53H239ZM257 51H260V52H257ZM73 52H75L74 55L72 54ZM189 52H190V53H189ZM218 52H219V53H218ZM223 52H225V53H223ZM246 52H247V53H246ZM255 52H256V53H255ZM95 53H96V54H95ZM185 53H186V54H185ZM220 53H222V55H221ZM228 53L230 54V56L228 55L229 57H227V54H228ZM234 53L239 54V55H237L238 57H237L236 54H234ZM70 54H72V55H70ZM81 54H80V55H81ZM89 54H92V55H91V58H89L90 56L86 57V56L89 55ZM102 54H103V55H102ZM187 54H188V55H187ZM210 54H211V55H210ZM212 54H213V57H212ZM223 54L226 55V58H222V57L224 56ZM245 54H246V55H245ZM82 55H81V56H82ZM100 55L98 56V58L101 57ZM216 55H217V56H216ZM220 55H221V56H220ZM188 56L191 57V58H189ZM214 56H215V58H214ZM219 56L222 58V60L219 58ZM232 56H233V57L236 56V57L232 58ZM94 57H96V58H94ZM185 57H186V58L188 57V58L186 59ZM197 57H199V56L197 55ZM216 57H217L218 59H217ZM74 58H75V57H74ZM93 58H94V59H93ZM182 58H183V57H182ZM72 59H71V60H72ZM86 59H87V60H86ZM89 59H90V63H88V62H89ZM92 59H93V60H92ZM163 59H164V58H163ZM163 59L161 58V62H160L159 60H157L160 66H162V65L166 62V59H164L165 61H164ZM212 59H214V61L216 62L215 65H213V64H214V61H213ZM228 59H229V60H228ZM84 60H86V62H85ZM91 60H92V61H91ZM220 60H221V61H220ZM210 61H211V63H209ZM217 61H218V63H217ZM97 62H98V61H97ZM99 62H100V61H99ZM189 62H191V63H189ZM212 62H213V63H212ZM219 62H220V63H219ZM84 63H85V65H84ZM86 63H87L88 65H87ZM160 63H161V64H160ZM179 63H177V64L179 65ZM183 63H182V65H183ZM192 63H193V64H192ZM203 63H202V64H203ZM191 64H192V65H191ZM209 64H210V65H209ZM216 64H217V65H216ZM164 65H165V64H164ZM184 65H183V66H184ZM212 65H213V67H214V66H215V67H216V66L218 67V69H216V70H217L216 73L214 72V71H216L215 68L210 67V66H212ZM225 65H226V67H225ZM229 65H230V66H233V67L230 69V68H229V67H230ZM85 66H86V67H85ZM91 66H92V68H91ZM95 66H96V65H95ZM120 66H121V65H120ZM220 66H221V67H220ZM243 66H245V67L243 68ZM209 67H210V69H209ZM217 67H216V68H217ZM234 67H236V68H234ZM89 68H88V69H89ZM194 68H195V67H194ZM211 68H212L213 71L211 70ZM242 68H243V69H242ZM88 69H87V70H88ZM219 69H220V70H219ZM237 69H238V70H237ZM239 69H240V70H239ZM241 69H242V70H241ZM80 70H82V69H80ZM231 70H232V71H231ZM121 71H122V73H123V70H122V69H121ZM229 71L232 72V75H233V77H235V78H234L235 80L231 77L232 75H231V72H229ZM213 72H214V73H213ZM228 72H229L230 74H228ZM234 72H235V73H234ZM120 73H121V72H120ZM122 73H121V74H122ZM223 73H224V74H223ZM237 73H239V75H240V74H241V75L239 76ZM199 74H200V76L198 77ZM212 74H213V75H212ZM225 74H226V76H225ZM205 75H206V74H205ZM221 75H222V76H221ZM223 75H224L225 77H223ZM212 76H213V77H212ZM202 77H203V78H202ZM204 77H205V78H204ZM208 77H209V78H208ZM216 77H217V78H216ZM221 77H222V78H221ZM199 78H200V79H199ZM206 78H207V81H206ZM211 78H212V79H211ZM214 78H215V79H214ZM229 78H230V79H229ZM237 78H238V79H237ZM203 79L206 81V83H204L205 81H204V82L202 81ZM208 79H209L210 82L208 81ZM213 79H214L215 81H214ZM216 79H217V80H216ZM228 79H229L230 81H229ZM261 79H262V80H261ZM181 80H183V83L181 82ZM232 80H233V81H232ZM238 80L241 81V82H239ZM212 81L214 82V84H213ZM226 81H227L228 83L230 82V83H229L230 85H229ZM179 82H181V84H179ZM198 82H199V83H198ZM201 82H202V83H201ZM234 82H235V83H234ZM242 82H243V84H242ZM193 83H195V84L193 85ZM220 83L222 84V87H223V88L218 87L219 85L221 86ZM233 83H234V84H233ZM256 83H257V85H256ZM202 84H203V86H201ZM207 84H208V85H207ZM218 84H219V85H218ZM235 84H236V85H235ZM240 84H241V85H240ZM180 85H182V86H180ZM215 85H217V86H216L215 88H213L212 86H215ZM228 85H229V86H228ZM234 85H235V86H234ZM185 86L191 88V89H190L191 91H192V89L195 90L193 87H195V88L197 87L198 90H200L201 92L199 91V93H198L197 88H196V92H195V91H192V93L195 92V94L192 95V93L190 94V92H189V88H187V87H185ZM191 86H192V87H191ZM199 86H200L201 88H200ZM204 86H205V87H204ZM208 86H209V87H208ZM230 86H231L232 88H231ZM180 87H181V88H180ZM211 87H212V88H211ZM217 87H218V88H217ZM256 87H257V88H256ZM258 87H259V88H258ZM262 87H263V88H262ZM183 88H184V91H183ZM225 88L227 89V93H226V94L224 93V91L226 90ZM230 88H231V89H230ZM234 88H235V89H234ZM253 88H254V89H253ZM177 89H178V91H176ZM203 89H204V92H203ZM217 89H218L219 91H221L220 89H222V90L225 89L224 91H221L223 95L220 94L219 91H216ZM174 90H175L177 93H176ZM186 90H188L187 93L189 92V94L186 93ZM213 90H215V91H213ZM228 90H229V91H228ZM230 90H231V92H230ZM256 90H257V91H256ZM172 91H173V92H172ZM205 91L208 92V94H209V96H210L211 98H209L207 92H205ZM210 91H211V92H210ZM258 91H259V92H258ZM260 91H261V92H260ZM174 92H175V93H174ZM183 92H184V93H183ZM229 92H230V93H229ZM256 92H257V93H256ZM171 93L175 96V97H174V100H173V95H172ZM178 93H179V94H178ZM181 93L184 94L183 96H185V94H187L186 97H185V99L183 98V96H182ZM201 93H202V94H201ZM203 93H204V94H203ZM214 93H215V94H214ZM218 93L220 94V96H219ZM233 93H234V94H233ZM176 94H178V95H176ZM205 94H207V96H205ZM227 94H230V95L227 96ZM260 94H261L262 96H261ZM170 95H171L172 97H171ZM180 95H181V96H180ZM202 95H203V96H202ZM214 95H216V96L214 97ZM233 95H234V97H232ZM178 96H179V98H178ZM192 96H194V97H192ZM196 96H197V97H196ZM199 96H200V97H199ZM218 96H219V98H218ZM237 96H238V97H237ZM239 96H240V97H239ZM257 96H258V97H257ZM187 97H188V98H187ZM224 97H225V98H224ZM235 97H236V98H235ZM248 97H249V98H248ZM177 98H178V99H177ZM181 98L184 99L185 102H190V104H191V101H192V99H193V103H194V105H193V103H192V105L194 106V108H191V109H190V107H187L186 105H188V106H191V105H190L189 103H185L184 100H182ZM190 98H192V99H190ZM196 98H197V99L199 98V99H198L199 101H198ZM223 98H224V99H223ZM231 98H232V99H231ZM233 98H234V100H233ZM257 98H258V100L260 99V101H258ZM261 98H262V99H261ZM175 99H176V100H175ZM179 99H181V100H179ZM186 99H187V100L189 99V100L187 101ZM194 99L197 101V105L195 104L196 101H194ZM202 99H204V102H203ZM218 99H219V100H218ZM228 99H229V100H228ZM236 99H237V100H236ZM248 99H249V100H248ZM254 99L257 100V101H255ZM172 100H173V101H172ZM190 100H191V101H190ZM235 100H236V101H235ZM174 101H175V102H174ZM176 101L179 102V103H177ZM221 101H222V102H221ZM225 101H226V102H225ZM229 101L231 102L232 106L235 105L236 108H235V107H231V104H230ZM250 101H251V102H250ZM253 101L255 102V105H256L255 107H254V104H253L254 102H253ZM172 102H174L175 104H177V105H175V107L178 106L177 109H175V108L173 107L174 103H172ZM198 102H199V103H198ZM201 102H202V103H201ZM206 102H207V103H206ZM218 102H219V104H218ZM224 102H225V103H224ZM233 102H234L235 104H234ZM252 102H253V103H252ZM256 102H257V103H256ZM259 102H260L261 104H260ZM171 103H172V104H171ZM214 103H215L216 105H215ZM223 103H224V104H223ZM228 103H229V104H228ZM249 103H250V104H249ZM179 104H180V106H179ZM184 104H185L186 107L184 106ZM202 104H204V105H206V106H204V105H202ZM248 104H249V105H248ZM170 105H171V107H170ZM199 105H200V106H199ZM201 105H202V106H201ZM208 105H209V106H208ZM211 105H212V106H211ZM236 105H237V106H236ZM182 106H184V107H182ZM193 106H191V107H193ZM195 106H196V107H195ZM207 106H208V108H209V109H208L209 112L206 111V110H207V108H206ZM224 106H227V108H226V107L224 108ZM248 106H249V107H248ZM252 106H253V107H252ZM262 106H263V107H262ZM197 107H198V108H197ZM200 107H201V110H200ZM203 107H204V108H203ZM212 107H214L213 110H214L215 108H216V109L213 111V110H212ZM230 107H231V109H230ZM260 107L262 108V110L260 109ZM172 108H174V110H173ZM181 108H182L183 110H184V109L186 110V108H187V110L190 109V111H185V112H184ZM220 108H222V112H224V111H223L224 109L227 110V111H225L224 113H221V111H220V114H221V115L223 114L222 118L220 119L221 122H219L220 120H216V119H219V118L221 117V115L219 114V110H220ZM223 108H224V109H223ZM228 108H229L230 112H231V110L234 108L233 112L236 113L237 116H241V118H240V117L238 118L237 116L235 117V114L228 115V114H229V110H228ZM171 109H172V110H171ZM180 109H181V110H180ZM195 109H196V111H193V112L191 113V110H195ZM202 109H203V111L205 110L204 115H203V118H202V112H203ZM256 109H257V110H256ZM176 110H178V111H176ZM198 110H199V111H198ZM217 110H218V113H216ZM174 111H175V112H174ZM179 111H180V112H179ZM182 111H183L184 113H183V115H182V114L180 115V113H181ZM236 111H237L238 113H237ZM168 112H169V114H168ZM177 112H178L177 115H178L179 117L176 116V113H177ZM194 112H195V113H196V112H199V115L196 114L199 118L196 117V116H193V115H195V114H193ZM207 112H208L209 114H208ZM212 112H213V113H216V115L219 114L220 116L218 115L219 117H218V116L211 117V120H210V117H209V116H214V115H215V114H213ZM226 112H227V113H226ZM233 112H231V113H233ZM185 113H186V114H185ZM188 113H190V114H189V116L186 117V115H188ZM262 113H263V114H262ZM206 114H207L208 116H207ZM225 114H226V115H225ZM240 114H241V115H240ZM184 115H185V116H184ZM205 115H206V117H205ZM183 116H184V117H183ZM229 116H230V117H229ZM249 116H250V117H249ZM177 117H178V118H177ZM181 117H183V119H182ZM185 117H186V118H185ZM200 117H201V118H200ZM242 117H243V118H242ZM252 117H253V118H252ZM257 117H258V118H257ZM179 118H180V119H179ZM184 118H185L186 120H185ZM187 118H188V119H187ZM205 118H206V120H205ZM213 118H216L215 120H216V122H217V121H218V122H217V123L214 122ZM231 118H232V119L235 118V119L232 120ZM192 119H194V120H192ZM240 119H241V120H240ZM242 119H243V120H242ZM247 119H248V120H247ZM256 119H257L258 121H257ZM179 120H180V122H179ZM188 120H189V121H188ZM190 120H191V122H190ZM209 120H210V122H211L212 124H213V122H214L215 125H213V129H215V130H213V129L211 128V126H210L211 123L209 122ZM234 120L236 121V123H235ZM239 120H240V122H239ZM244 120H245V121H244ZM250 120H253V121H250ZM254 120H256V121L254 122ZM194 121H195V122H194ZM202 121H203V122H202ZM246 121H247L248 123H247ZM261 121H262V122H261ZM182 122H183V123H182ZM188 122H190V124H188ZM205 122H204V125L207 126V125L205 124ZM225 122H227V123H225ZM241 122H242V123L244 122V123L242 124ZM245 122H246V123H245ZM170 123H171V121H170ZM256 123H257V124H256ZM258 123H261V127H260V124H258ZM262 123H263V125H262ZM168 124H169V122H168ZM236 124H237V125H236ZM239 124H240L241 126H240ZM252 124L254 125V126H253L254 128L252 127ZM255 124H256V125H255ZM229 125H230V126H229ZM235 125H236V126H235ZM250 125H251V130H250V128H249ZM257 125H258V126H257ZM227 126H229V127H227ZM238 126H239V127H238ZM243 126H244V127H243ZM207 127H208V126H207ZM256 127H257V128H256ZM259 127H260V128H259ZM262 127H263V128H262ZM227 128H229V130L232 131V132H230ZM230 128H231V129H230ZM235 128H236V129H235ZM243 128H244V130H243ZM261 128H262V130H261ZM234 129H235V130H234ZM241 129H242V130H241ZM253 129H254V130H253ZM259 129H260L261 131H260ZM236 130L238 131V134L236 133V132H237ZM257 130H258V132H256ZM212 131H213L215 134H214ZM216 131H217V132H216ZM233 131H234V132H233ZM241 131H242V132H241ZM247 131H248V132H247ZM250 131H251V132H250ZM254 131H255V132H254ZM259 131H260V132H259ZM224 132L227 133V135L224 134V135H225V136H224V135H223ZM249 132H250V133H249ZM229 133H232V135L229 134ZM245 133H246V135H245ZM180 134H181V133H180ZM213 134H214V136H213ZM233 134H235V135H233ZM247 134H248V135H247ZM230 135H231V138L233 137L231 140H230ZM236 135H237V136H236ZM249 135H251V136H249ZM215 136H216V138H214ZM234 136H236V137H235V140H238V142H237V141L235 142V140H234ZM247 136H248V137H247ZM239 137H243L242 140H241V138H240V140H239ZM245 137H246V138H245ZM249 137H251V139H250ZM253 137H254V140H253ZM244 139H245V140H244ZM233 140H234V141H233ZM252 140H253V141H252ZM256 140H257V141H256ZM261 140H262V141H261ZM246 141H247V142H246ZM231 142H232V143H231ZM233 142H234V143H233ZM239 142H241V143H239ZM250 142H251V143H250ZM254 142H255V143H254ZM256 142H257V144H256ZM260 142H262L263 144H262V143L260 144ZM228 143H226V145H229ZM249 143H250V144H249ZM231 144H232V145H231ZM238 144H239V146H235V145H238ZM241 144H242L243 146H242ZM245 144H248V145H245ZM223 145L226 146L225 144H223ZM240 145H241V146H240ZM252 145H253V146H252ZM220 146H221V145H219V148H218V146H217V147H214V149H215V148H216V149H217V148H218V149H221ZM224 146H223V147H224ZM232 146H233V147L235 146L234 150L232 149V148H233ZM223 147H222V149H221V150H222L221 153L224 152ZM228 147H229V148H228ZM242 147H243V148H242ZM246 147H247V148H246ZM248 147H249V148H248ZM253 147L256 149V152H255V149H254ZM226 148L230 149V151H229L228 149H226ZM252 148H253L254 150H253ZM231 149H232V150H231ZM238 149H239V151H238ZM240 149H242V151H243L242 153H244V150H245V152H246V149H247V152L245 153L246 155L241 154V150H240ZM250 149H252L253 151H251ZM258 149H259V150H258ZM250 151H251L252 153H250V155H249V152H250ZM258 151H259L260 153H262V154H260ZM216 152H217V154H218V153L220 154V150H219V152H218V150H214V154H216ZM238 152H239V153H238ZM225 153H226V152H225ZM225 153H223L222 155H224ZM233 153H232V154H233ZM235 153H234V154H235ZM226 155H225V156H226ZM242 155H243V156H242ZM257 155H261V156H257ZM236 156H237L239 159H237ZM239 156H240V157H239ZM241 157H242V158H241ZM256 157H257V158H256ZM259 157H260V159H259ZM240 159H241V160H240ZM258 159H259V161H258ZM239 160H240V161H239ZM242 160H243V161H242ZM263 160H264V158H263ZM263 160H262V161H263ZM241 161H242V163H241ZM262 161H261V162H262ZM238 162H239L240 164H239ZM218 163H219V165H220V166H218V167H220V168H222V169H223V168L225 169V167H226L227 170L230 169V168H229V167H230V164H226V166H225V163H224V162H221V164L224 163V164H223L224 167H223V165H221L220 162H217V164H218ZM215 164H216V163H215ZM217 164H216V166H217ZM227 170H226V171H227ZM243 172H244V171H243ZM253 172L255 173V175H254L253 173H248L247 175H249V174H253L254 176H257V175H259V173L262 175V174L264 173V170H263V171H256V172L253 171ZM257 172H259V173H257ZM262 172H263V173H262ZM256 173H257V175H256ZM228 178H229V177H227V180H229Z\"/></svg>","mask_w":264,"mask_h":264}]
</instances>
